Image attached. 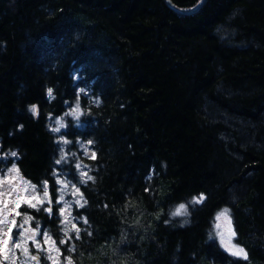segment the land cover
<instances>
[{
	"label": "trees",
	"instance_id": "16d2710c",
	"mask_svg": "<svg viewBox=\"0 0 264 264\" xmlns=\"http://www.w3.org/2000/svg\"><path fill=\"white\" fill-rule=\"evenodd\" d=\"M0 155L47 184L20 211L73 264H264V0H0Z\"/></svg>",
	"mask_w": 264,
	"mask_h": 264
},
{
	"label": "rangeland",
	"instance_id": "374dc122",
	"mask_svg": "<svg viewBox=\"0 0 264 264\" xmlns=\"http://www.w3.org/2000/svg\"><path fill=\"white\" fill-rule=\"evenodd\" d=\"M72 115H77L78 111L77 109H72L71 111ZM75 113V114H74ZM61 125H65L64 120L61 119H57L55 121V127L56 129L59 128V130L62 129ZM86 152L90 153V148L88 146L85 147ZM0 159H1V155H0ZM10 158L5 159V161H8ZM15 163H11L8 166H3L0 168V181H8V183H0V193H11L10 195H0V202L7 200L9 201V211L12 212L15 209V200L17 195L21 196V197H32V196H37L40 199H44L43 197V191H40L37 187H35L33 184H31L30 182H28L27 180H25L24 178L21 177V175L18 173L17 167L15 166ZM12 169H16V172H13ZM80 172H86L87 176H88V172L85 171V168L83 169V167H80ZM83 178H87L84 177ZM62 180V179H60ZM64 183L61 184L60 186V196L63 195L64 199L63 201H60V209L65 207V204L70 206V215H69V220L72 221V223L74 224H78V221L74 215V209L75 207H79L82 205V194H81V190L80 188L71 180L66 179L63 181ZM67 184V187H65L64 185ZM34 186V188H33ZM79 189V193L78 194H74L75 189ZM13 189H15V191H13ZM60 196L58 197V201L60 200ZM82 197V198H81ZM77 200H79V204L77 203ZM35 202V201H33ZM48 202V201H47ZM26 203H21L20 207L22 205H24ZM41 204H37V206H39ZM3 208V204L0 203V209ZM18 211H20V208L18 209ZM224 212L221 211L218 216H220V214ZM21 215H20V219H17V216L14 215H8V220L11 221L12 219L16 220L17 223V227H16V231L12 232V241H10L9 245H8V259L5 260L4 259V254L0 253V264H43L41 262V257L38 255H36L35 252H33V249H36L39 252H43L44 256H45V260L46 263L45 264H53L52 260L48 259L49 256L52 257H58L59 259V264H66V260L63 259V255H62V249L60 247V245L57 243V241L52 237V235L48 232V231H43L41 228H33V224H32V219L29 221L28 224H24V228H28V229H34V230H38V235L36 236V241H38L41 244V248L37 249L35 247V244L32 241H28L27 247L29 249L28 255H25L22 251V249H17L14 247V244L19 242V237H17V232L23 233V229H21L19 227V225L23 224V218L25 215H28L27 213H22L20 211ZM6 213H0V219H3L4 215ZM217 216V217H218ZM63 220H64V216H63ZM230 220L231 224V231L234 232V227H233V223H232V219L227 211V218L221 216L220 219H217L216 222V230H217V234L224 246V248L230 252L231 254H233V252L235 251V249H242L240 246H238L235 243V235H231L230 231H229V223L228 221ZM219 225V227H218ZM11 226V225H9ZM65 229H69V230H73L71 228V224H65ZM15 229V228H14ZM13 229V231H14ZM7 231V228L4 225H0V240L4 239V232ZM47 233V236L51 237L52 241L55 242L54 247L59 248L60 252L59 254L55 251H49L50 245L45 244L44 243V239L45 236L44 234ZM235 233V232H234ZM0 247H2V245H0ZM231 249V250H230ZM234 255V254H233ZM32 256H36L37 259L36 260H32L31 257ZM238 256H242V255H238ZM244 257V256H243Z\"/></svg>",
	"mask_w": 264,
	"mask_h": 264
},
{
	"label": "snow or ice",
	"instance_id": "6c2138e0",
	"mask_svg": "<svg viewBox=\"0 0 264 264\" xmlns=\"http://www.w3.org/2000/svg\"><path fill=\"white\" fill-rule=\"evenodd\" d=\"M49 95H51V90H49ZM33 111V113L36 112L35 107H33L31 109ZM79 110L78 106H77V111ZM75 114V113H74ZM61 127H63V125H61ZM55 131H59V128L55 129ZM13 156L16 155V153H12ZM92 158H95V154L93 153ZM59 163V161H58ZM81 167L80 165H77V168ZM13 172H16V169H12ZM82 176L87 177L88 179H91V177L87 176L86 172L81 173ZM59 183H64L63 181H58ZM0 183H8V181H0ZM65 187H67V184L64 185ZM34 188V186H33ZM13 191H15V189H13ZM79 193V189H75L74 194H78ZM11 193H0V195H10ZM43 197L44 199H40L37 196H32V197H21L19 195H17L16 200H15V209L14 211L10 212L9 211V201L4 200L0 203L3 204V208L0 209V213H6L3 217V219H0V225H4L7 228V231L4 232V239L0 240V245H2V247H0V253L4 254V259L7 260L8 257V245L10 243V241H12V232L13 229L17 227V223L15 219H12L11 221L8 220V215H14V216H20L21 213L20 211H18V209L20 208L21 203H26L28 204L29 207L31 208H37V204H43L45 200H48V203H51V200L48 199L49 197V193H48V188H47V184L45 183L43 185ZM82 198V197H81ZM64 197L63 195L60 196V200L57 201L58 203L60 201H63ZM203 197H201L200 200L196 201L197 203L202 202ZM35 201V202H33ZM77 203L79 204V200H77ZM83 205H81L82 207ZM45 211L51 213L52 209L46 208ZM227 209L224 210V212H222L220 214V216L217 217V219H220L221 216L227 218ZM60 215L64 216V223L67 224H71V228L76 232V239H79V232L80 229L76 226V224L72 223L71 220H69V215H70V206L65 204V207L60 209ZM32 219V217L30 215H25L23 218V224L19 225V227L21 229H23V233L17 232V237H19V242L14 244V247L17 249H22L23 253L25 255H28L29 249L27 247L28 241H32L35 244V247L37 249L41 248V244L36 241V236L38 235V230H34V229H28V228H24V224H28L29 221ZM85 223H87V221H84ZM229 223V231L231 233V235H235L234 232L231 231V227H230V220L228 221ZM11 225V226H9ZM219 227V225H218ZM68 235L67 230L65 231V236ZM45 239H44V243L50 245L49 251H55L59 254L60 249L54 247L55 242L52 241L51 237L47 236V233L44 234ZM61 244L67 243L66 240H61L60 241ZM231 250V249H230ZM67 251V249L65 250ZM234 255H242L244 256V258H247V254L244 252L243 249H235V251L233 252ZM32 260H36L37 257L36 256H32L31 257ZM48 259L52 260L53 264H59V259L58 257H52L49 256ZM66 264H73L72 258L68 257L66 258Z\"/></svg>",
	"mask_w": 264,
	"mask_h": 264
},
{
	"label": "water",
	"instance_id": "95a60500",
	"mask_svg": "<svg viewBox=\"0 0 264 264\" xmlns=\"http://www.w3.org/2000/svg\"><path fill=\"white\" fill-rule=\"evenodd\" d=\"M165 3L169 6V8H171L173 11H175L178 14H182V15H188V14H193L198 12L199 10H201L203 8V6L206 4V2L208 0H201L200 3L193 8L192 10H188V11H182L180 9H178L171 0H164Z\"/></svg>",
	"mask_w": 264,
	"mask_h": 264
},
{
	"label": "bare ground",
	"instance_id": "6f19581e",
	"mask_svg": "<svg viewBox=\"0 0 264 264\" xmlns=\"http://www.w3.org/2000/svg\"><path fill=\"white\" fill-rule=\"evenodd\" d=\"M176 5V4H175ZM192 8V7H191ZM188 16V15H187ZM186 17V16H185ZM224 105V104H223Z\"/></svg>",
	"mask_w": 264,
	"mask_h": 264
}]
</instances>
